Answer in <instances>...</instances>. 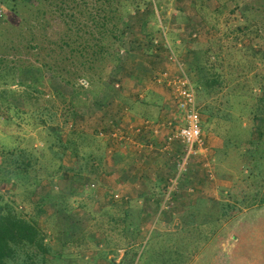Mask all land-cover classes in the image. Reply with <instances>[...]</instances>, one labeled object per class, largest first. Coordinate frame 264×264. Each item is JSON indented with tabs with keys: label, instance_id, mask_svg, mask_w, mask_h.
Wrapping results in <instances>:
<instances>
[{
	"label": "trees",
	"instance_id": "obj_1",
	"mask_svg": "<svg viewBox=\"0 0 264 264\" xmlns=\"http://www.w3.org/2000/svg\"><path fill=\"white\" fill-rule=\"evenodd\" d=\"M21 1L29 4V10L16 26L6 22L4 17L0 20V123L13 122V110L26 119L30 115L28 110H33L31 107L34 106L40 115L43 114L41 108L36 107L39 100L37 96L44 94L37 85L42 79H36V73L39 72L46 77H52L57 83L58 89L54 90V95L58 97L60 104L66 106L61 109L63 116L66 115L64 122L68 123L67 118H71L68 127L74 130L77 124L79 128L80 124L86 121L87 112L80 115L74 108L75 103L87 108L91 104L93 112L98 104L94 103L95 99L98 98L109 108L111 96L107 97L108 93L99 95L98 91H113L115 83H109L108 89L101 85L110 79L114 81L111 76L113 69L124 64L123 54L128 52L129 55V52H132L131 41L147 38L146 45L142 48L149 55L155 53V49L161 50V47L168 51L164 47L166 37H162L164 27L159 18L164 15V11L162 5L154 0ZM212 1L218 4V8L211 10L208 7L207 10L206 3ZM201 3L199 7L194 5L196 13L201 22L208 25L206 13L208 12V17H211V14L220 15L221 6L229 3L233 6L229 12H238V15L232 19L234 24H230L227 19L222 22V26L226 27L223 34L220 33L222 29L215 30L218 26L210 24L211 31L221 34L215 43L217 46L210 45L205 50L194 52L192 58L195 68L192 69L198 71V74L193 83L197 93L204 94L203 108L200 111L198 107V110L205 117L208 131L217 139L214 151L221 161L229 168L241 166L237 168L240 169V174L244 169L247 171L246 175L243 173L240 176L241 195L248 192L258 194L264 192V71L257 70V63L264 62V0H202ZM152 20L153 24L150 23ZM131 32L133 33L130 34ZM128 35H131L130 41ZM229 36H233L234 45H228V41L223 42V39H228ZM241 37L255 41L254 46L238 47ZM155 42L159 47H155ZM255 45L259 49H255ZM199 68L202 69L201 73ZM60 84L72 92L71 99L63 95L59 89ZM52 93L50 92V95H53ZM220 94L221 98L218 97ZM50 95L45 101L55 106L56 99ZM13 99L20 100L25 108H18ZM65 110L72 111L69 117V112L65 114ZM44 112L42 120L52 116L49 114V108L44 109ZM42 120L40 124L44 127L47 122ZM79 129L77 132L80 137L71 145L62 139L55 145H49V148H59L64 155L69 152L70 157L83 155L91 146H96L102 153L104 135L96 130L88 135ZM37 148L39 149L34 150V154L45 156L46 147ZM8 153L14 154V151L10 150ZM28 166V163L23 166L17 160L7 161L5 168L0 167L4 173L0 178L1 182H10L13 179H16L17 183L21 182L29 175ZM98 166L87 167V179L96 183L100 172ZM47 173L50 176L49 181L56 176L51 175L50 171ZM186 175L187 172L182 175L179 185ZM32 180L33 184L37 185L41 178L34 175ZM237 185L234 184V187ZM261 201H264V198ZM68 202L70 201H67L63 208L71 210ZM123 215L126 217V211ZM136 215L141 221L139 229L136 230L133 227L138 226L128 224L124 218L120 220L122 226L118 230L122 236L144 233L143 226L147 219L141 218L144 215L140 211ZM189 217L185 220L187 226L195 221L194 214L190 213ZM187 226L184 225V232L187 231L191 235L198 232L206 237V233L198 229L203 227L202 224L193 223L190 228ZM214 228L217 229V226ZM176 235L178 233L168 234V237L162 235L161 240L167 245L175 239L178 240ZM49 239L47 229L30 216L26 209L23 210L14 202L4 201L0 195V264H65L68 259L73 262L80 258V253L70 251L69 245L76 244L74 240L69 243L68 240L60 242L62 250L58 253L51 247ZM138 241H129L130 243L123 247L126 257L120 264H138V257L135 256L139 254ZM166 245L163 250L177 252L176 246L179 244ZM132 249L137 253L129 256ZM181 255L182 253L179 256ZM127 257L131 258L129 263H126ZM223 258L228 264L225 254L220 255L218 261ZM177 259H174L173 264Z\"/></svg>",
	"mask_w": 264,
	"mask_h": 264
},
{
	"label": "rangeland",
	"instance_id": "obj_2",
	"mask_svg": "<svg viewBox=\"0 0 264 264\" xmlns=\"http://www.w3.org/2000/svg\"><path fill=\"white\" fill-rule=\"evenodd\" d=\"M154 1L160 3L164 11V15L161 17L159 16V18L164 27V35H162V37H166L164 47H166L168 51L161 47V50H159V48L155 49V53L149 55L147 52H144L142 48L146 45L147 38L143 39L142 37H139L143 40L138 39L131 41V46L133 47V50H131L132 52H129V55L128 52L123 54L125 55L124 64L128 62L127 60L129 58V63L134 61L143 62L146 67H154L152 69L154 72L152 73L151 80L156 83L154 77H160L162 75L164 77V74L168 76L176 73L179 69L178 64H176L178 62L182 65L184 71L188 73L192 84L194 85L193 82L195 76L198 74V71L192 69V67L195 68L192 58L194 52L205 50L210 47V45L216 47L217 44L215 43L226 29L225 26H222V22L227 19L230 24H234L235 21L232 19L235 15H238V12H236V14H231L229 12L233 7L231 3L223 7L221 6L222 14L220 15H213L209 12L212 16L208 17L207 12L206 21L208 22L209 20L208 25L203 21L201 22L196 13L197 10L195 9L196 6L199 7V5L202 4V0ZM205 6L207 7V10L208 7L211 10L215 7L218 8V4L215 1L207 2ZM28 10L29 4L21 0H0V20L4 17V19L7 20L6 22H11L15 26ZM173 22L176 23L173 25ZM150 23L153 24V20L150 21ZM210 24L218 26L215 27V30L222 29L220 32L221 34L211 31ZM10 30L12 31V29ZM170 32L171 34L169 35ZM11 33H13V31ZM132 33L133 32L130 34ZM233 36H229L228 39L224 38L223 42L228 41V45H234V40L232 39ZM159 37L160 36L158 35V39L160 40ZM128 39L129 41L131 40V35H128ZM239 40V44H237L238 47L248 45L254 46L253 43L255 41L252 39L249 40L248 38L241 37ZM155 44V47H159L157 42H155ZM255 49H259V47L255 45ZM262 63L264 62L257 63V66L259 67L257 70L264 71V64ZM162 64L165 65V68L163 72L160 73L159 66ZM129 68H131L130 65L125 68H123V65L116 67V69H113L114 73L112 72L111 75L114 77V81L110 79V81L99 85L108 89L109 83H115L113 93L115 90L118 91L116 85L120 83L119 80L122 77H130L129 72L132 70ZM27 71L30 73L29 70ZM201 71L202 69L199 68V73H201ZM36 74V79L42 78L37 85H39V88L44 91V94L37 96L39 100L36 103V107L38 109L41 108V113L43 114L40 115V113L35 110L34 106L31 107L33 110H28L30 115L26 119L25 117H20L16 111L13 110L11 112L13 122L0 123V167L3 168L9 160H17L20 164H23V166L28 163L29 166L27 170L29 171V175L27 174L28 177H26V179L24 177L19 183H17L16 179L11 180L10 182L4 181L3 183L0 180V195L3 196L4 201L14 202V204H18L23 210L26 209L30 216L34 217L40 225H43L47 229V234L50 236L49 243L56 252L59 253L62 250L60 242H63L64 240H68V243L71 240L76 242L75 245H69V248L71 252L74 251L75 253H80V258L73 262L71 259H68L65 261V264H120L126 257L123 247L126 246V244H129V241L135 239L139 240L137 242V245L140 244L137 251L139 254H135L137 252L132 249L129 251V256L135 254L136 258L138 257L137 260H139L138 264H173L174 259L177 258L180 259H177L174 264H226L224 260L225 258L221 259L220 262L218 261V255L227 253L225 251L226 247L224 249L219 248L216 250L217 240L215 238L212 237L213 239L211 238V242L208 241V246L200 251V249L206 244V239H208L209 236L208 227L210 226H208V224L206 227H198V229H200L199 231H204L206 233V237H204V234L200 235L198 232L191 235L189 232H184L183 230L184 225L187 226V224L182 214V208L186 206L189 207L191 203L195 201V199H192V196L196 191H198L199 194L202 193L201 188L205 181H200V178L201 180L211 182V179L205 175L206 172L204 167L206 166L202 161L203 159L199 160L201 159L200 157H198L199 159L195 157L189 162L187 173L190 170L189 173L194 181L192 180V182L188 181V183H181L183 189L180 191V194L176 195L178 199L173 198L174 200H172V196L178 192L180 185L177 183V188L174 187V192L168 195L170 189L168 181L165 195L166 204L162 209L157 211V213L156 211L149 212L152 213V215L151 219L148 218L146 224L143 226L144 233H132L131 235L122 236L118 230L119 227L122 226V223L117 219L114 220V216L119 219L122 217L124 218L123 209L118 210L116 208L115 212L111 211L109 206L112 201L115 200L114 197L110 199V195L97 194L96 190L98 189V186L93 188V180L90 179V181L87 179V172L89 171L87 167H94V165L98 166L100 162L99 157L101 154L99 150L95 148L96 146H91L89 148L90 150H87L83 152V155L76 157L68 156L69 152L67 155H64L62 151H59V148H49V145H55L58 140L62 141V139H64L67 144L69 142L71 145L76 141L77 137H80L77 132L80 126L90 132L93 127L87 125H93V123L96 124L97 119L104 116L102 113H104V110L106 111L108 109L106 108V104L101 103L98 98L95 99L96 101L94 103L98 104L95 106L94 111H99L96 114L94 111L92 112L93 107L91 104L89 105L90 107L87 108L83 107L81 104L77 105L75 103L74 108L78 110V113L81 115L87 112V116L85 117L86 121H83L84 123L82 122L83 124L81 123L79 128L77 124H75L74 130H71V128L68 127L70 126L69 123H71V118H67L69 122L65 123L64 120L66 119V115L63 116V111H61V109L66 108V106L60 104L58 97L54 95V90L58 89L57 83L52 77H46L39 72ZM59 86V89L64 93L63 95L71 99L70 95L72 92L62 84ZM86 86L87 84H85V87ZM95 90L97 91V87ZM194 90L197 107H200L201 111L203 108L202 101L204 100V94H198L195 85ZM50 92H53V95H50ZM98 93L99 95H107L106 93H112V90L110 89L108 92L101 90L98 91ZM49 95L51 98L56 99L55 106H52V104H48L45 101V99L49 98ZM221 96V94L218 95L220 98ZM12 101L18 108H25L20 100L13 99ZM218 102L219 100H217V103ZM46 108L50 109L49 114L53 117L51 116L44 119L47 122V125L45 124L44 127H41V118L45 115L44 109ZM67 112H69L67 115V117H69L72 111H64L65 114ZM201 116L203 119V138L206 142V139H208V133H211L208 131L205 117L203 115ZM105 118L106 117H102L103 120ZM101 122L102 124L104 123V121ZM97 129V132H101L102 135H104L102 138L106 137L105 134L107 131L104 130V128ZM7 130L12 131L7 133ZM80 141L83 140L80 139ZM43 146L47 149L45 156L35 155L34 150L37 151L39 149L37 147ZM10 150H13L14 154L9 155L8 152ZM208 150H210L209 147ZM90 154H92L93 157ZM103 164L105 167L107 166V162ZM222 165L223 169L226 171H233L236 173L235 175L230 174V177L233 184L237 185L239 182V185L234 187V191L224 198L225 201H220L224 204H236L246 208L251 203L255 202V199L261 200L264 198V192L258 194L248 192L246 195H241L240 180H242V178L240 176L243 173L246 175L247 171L244 169L240 174V169L237 168L241 166L229 168L225 162H222ZM190 166L192 167L190 168ZM48 171L52 173L51 175H56L52 181H49L50 176L47 173ZM100 172H102L101 169ZM174 174L175 169L173 177ZM202 174L203 177H201ZM34 175H39L41 178L37 185L33 184L32 179ZM236 175L238 178H236ZM2 176H4V173H2V169H0V178ZM213 177L214 174H212L211 178L213 179ZM199 186H201V188H199ZM190 187L194 189L193 193L188 192V188ZM182 193L184 195H182ZM67 201H70L68 203H70L71 210L63 208ZM196 201L198 200L196 199ZM180 203H184V205H181ZM186 210L187 208L185 211ZM136 213V211H132V216L127 219L128 224L138 226L133 227L134 230L139 229V224L141 222L136 218ZM199 218L202 220L207 218V221L210 220V215L202 214ZM157 219L158 221H156ZM193 223L194 221L190 224L192 225ZM190 224L187 226L188 228L191 227ZM233 230L236 231L237 227L234 226V224H229L227 229L221 232V239H223L221 245L226 241L230 248L234 247L233 243L227 240L229 234L233 232ZM182 231L184 233H181ZM172 233H178V235H176L178 236V240H175L176 242L172 241L167 243V245L162 242V235L168 237V234ZM251 238L254 240L253 237ZM179 239L182 241H179ZM171 243L179 244L176 246L178 247L176 253L162 249L164 245L169 246ZM180 253H182V255L184 253V257H182V255L179 256ZM130 260L131 258H128L126 263H129ZM227 261L228 264H238L235 257L229 258Z\"/></svg>",
	"mask_w": 264,
	"mask_h": 264
},
{
	"label": "crops",
	"instance_id": "obj_3",
	"mask_svg": "<svg viewBox=\"0 0 264 264\" xmlns=\"http://www.w3.org/2000/svg\"><path fill=\"white\" fill-rule=\"evenodd\" d=\"M127 61L123 64V68L131 66L130 77H122L119 80L120 83L116 85L120 86L118 91L115 90L114 93L112 91L107 95V97L111 96V102L109 108L102 113L104 116L101 115L106 118L103 120L101 117L97 119L96 124L87 125L93 127L91 131L104 128L108 133L102 140L104 152L100 153L98 166L104 173H98L97 184L93 181L92 187L98 186L97 194L110 195V199L114 197L115 200L109 208L114 212L116 208L126 211V217H124L126 221L132 216V211L142 212L144 216L141 218L148 220L152 215L149 212L157 213L166 204V188L178 157L182 153V145L174 142L169 149L163 150L168 131L161 129L157 135L152 133L153 127L175 116L174 102L171 101L170 92L163 85L151 80L154 67H146L143 62L129 63V58ZM164 66V64L160 65L159 71L164 70ZM188 77L190 78L189 75ZM97 112L99 111H94L96 114ZM101 121L104 123L102 124ZM80 129V132L87 134L91 132L82 127ZM206 140L210 150L203 160L202 157L198 159L202 160L206 166L209 162L208 169L212 171L214 177L211 182L199 179L205 181L202 188L199 186L202 193L199 194L196 191L192 199L198 201H194L189 207L182 208V214L185 220L190 213L194 214V223L202 224L204 227L207 224L210 226L208 239L200 251L208 246V241L213 237L217 240L216 250L226 247L225 255L228 259L235 257L238 264H264V201L255 199L256 203L253 202L246 208L222 202L234 191L230 176L236 173L223 169L222 161L214 151L217 139L208 133ZM106 162L105 167L103 163ZM189 172L181 183L192 182ZM236 178H238L237 175ZM182 189L180 185L178 192L172 196V200L178 199L176 195L180 194ZM180 204L184 205V203ZM200 214L210 215V220L206 221L207 218L202 220L199 218ZM136 218H138L137 215ZM116 219L121 220L114 216V220ZM229 224L237 227V230H233L227 238L233 243V248H230L226 241L221 245L223 242L221 232L226 230ZM214 226H217V229Z\"/></svg>",
	"mask_w": 264,
	"mask_h": 264
},
{
	"label": "built area",
	"instance_id": "obj_4",
	"mask_svg": "<svg viewBox=\"0 0 264 264\" xmlns=\"http://www.w3.org/2000/svg\"><path fill=\"white\" fill-rule=\"evenodd\" d=\"M176 64L179 66L176 73L168 76L164 74V77L163 75L154 77L156 83L165 86L170 92L174 102L173 112L175 116L173 115V118L167 119L164 123L153 127L152 133L157 135L161 129L168 131L165 141L166 145L163 150L169 149V146L174 142L182 145V153L175 164L174 177L169 180L170 189L168 195L174 192V187L177 188V183L182 175L187 172L189 162L195 157L204 159L208 152V146L203 138L202 116L197 107L192 81L182 65L178 62ZM162 72L163 70L160 73ZM204 170L206 172L205 175L212 179L213 173L208 169V166L204 167ZM193 191V188H188L189 193H193Z\"/></svg>",
	"mask_w": 264,
	"mask_h": 264
}]
</instances>
